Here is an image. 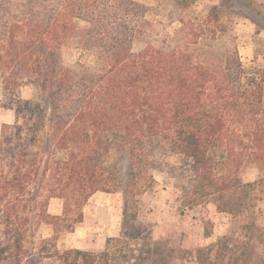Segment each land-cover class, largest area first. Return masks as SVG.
Listing matches in <instances>:
<instances>
[{"label": "trees", "instance_id": "1", "mask_svg": "<svg viewBox=\"0 0 264 264\" xmlns=\"http://www.w3.org/2000/svg\"><path fill=\"white\" fill-rule=\"evenodd\" d=\"M229 1L212 5L200 25L184 14L191 0H0V88L15 114L1 129L0 200L33 181L47 187L63 201L60 215H47L58 234L82 222L93 193L121 190L123 229L105 251L119 242L126 264L154 243L134 195L154 173L176 190L181 214L212 197L224 207L233 170L264 162V65L242 61L238 36L220 20ZM174 21L185 43L167 34ZM203 38L217 46L204 48ZM256 42L254 58L264 56V38ZM69 45L91 51L94 65H66ZM25 86L32 97L21 95ZM68 254L74 264L92 256L68 249L63 262Z\"/></svg>", "mask_w": 264, "mask_h": 264}, {"label": "rangeland", "instance_id": "2", "mask_svg": "<svg viewBox=\"0 0 264 264\" xmlns=\"http://www.w3.org/2000/svg\"><path fill=\"white\" fill-rule=\"evenodd\" d=\"M137 1L157 4V0ZM236 1L232 0L233 5L229 1L220 20L230 34L238 36L242 61L264 65L263 55L254 58V42L264 38V0H242L241 6ZM220 3L221 0H191L184 14L201 25L209 8ZM166 32L175 41L185 43L186 29L180 22L171 23ZM208 42L203 38L201 45L211 50L217 46ZM62 53L66 65H94L95 58L89 50L69 45ZM33 92L30 86L21 89L24 98L32 97ZM14 121V110L3 106L0 88V136L2 125ZM18 123L24 125L23 120ZM6 170V162L0 160V174ZM234 173L233 170L231 180L236 186L224 207H219L218 200L212 197L184 214L175 202L177 192L172 184L154 173L152 186L134 194L138 223L154 242L145 243L138 264H264V162L244 161ZM238 182L241 184L237 186ZM36 184L33 181L25 193L0 200V247L7 248L0 264H74L71 254L67 262L60 257L68 249L92 253L86 263L78 260L77 264L127 263L126 251L119 242L115 245L112 241L105 251L107 242L119 237L123 229L121 190L93 193L83 205L82 222L71 232L56 234L47 215H60L63 201L51 196L45 186L37 190Z\"/></svg>", "mask_w": 264, "mask_h": 264}]
</instances>
